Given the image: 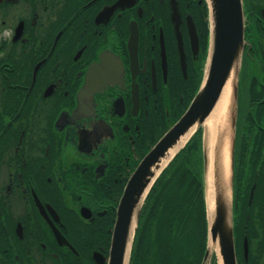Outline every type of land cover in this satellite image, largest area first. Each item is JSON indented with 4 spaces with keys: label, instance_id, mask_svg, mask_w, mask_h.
I'll list each match as a JSON object with an SVG mask.
<instances>
[{
    "label": "flooded vegetation",
    "instance_id": "obj_1",
    "mask_svg": "<svg viewBox=\"0 0 264 264\" xmlns=\"http://www.w3.org/2000/svg\"><path fill=\"white\" fill-rule=\"evenodd\" d=\"M205 17L203 0H0V264H111L130 178L202 85ZM256 187L235 189V264H264Z\"/></svg>",
    "mask_w": 264,
    "mask_h": 264
},
{
    "label": "trees",
    "instance_id": "obj_2",
    "mask_svg": "<svg viewBox=\"0 0 264 264\" xmlns=\"http://www.w3.org/2000/svg\"><path fill=\"white\" fill-rule=\"evenodd\" d=\"M205 46L209 45L206 0ZM246 82L236 145L235 189L264 190V0H245ZM246 108L244 107V104ZM240 104V103H239ZM258 175V176H257ZM209 237L202 131L199 130L156 180L143 208L131 264H202Z\"/></svg>",
    "mask_w": 264,
    "mask_h": 264
},
{
    "label": "water",
    "instance_id": "obj_3",
    "mask_svg": "<svg viewBox=\"0 0 264 264\" xmlns=\"http://www.w3.org/2000/svg\"><path fill=\"white\" fill-rule=\"evenodd\" d=\"M207 1L210 17V43L202 85L190 107L172 132L146 155L130 178L118 211L112 249L114 259L111 264H126L127 257L131 255L142 206L155 179L163 171L162 168L159 172L164 159L169 156L171 149L179 144L182 137L192 128L195 131L203 125L231 77L229 127L231 120L233 135L230 148V174L227 178L229 171L227 162L224 166V164L217 163L222 162L221 159L217 162L215 160L214 198H211L212 204L210 205L209 198L211 196L208 197L209 183L207 180L206 200L209 236L214 244H218L223 264H235L233 200L240 70L243 53L245 49L248 50L252 45L246 37L247 25L244 0ZM262 14L264 15V9ZM228 133H230V129ZM172 135H175V137L168 141ZM204 160L205 173H207L210 161L206 143L204 144ZM208 255L209 247L202 264H205Z\"/></svg>",
    "mask_w": 264,
    "mask_h": 264
},
{
    "label": "bare ground",
    "instance_id": "obj_4",
    "mask_svg": "<svg viewBox=\"0 0 264 264\" xmlns=\"http://www.w3.org/2000/svg\"><path fill=\"white\" fill-rule=\"evenodd\" d=\"M231 78L223 88L214 108L203 122V126L205 127V143L210 161L209 170L212 169V164L215 160L217 162L218 160L221 159L222 162H217V163L221 165L224 164V166L225 163L227 162L226 161L227 137L225 135L229 132L230 129L229 113H230V104H231L230 100H231V89H232ZM193 133H194V128H192L186 135L182 137L181 142L179 144H177L174 148L171 149V153L167 158L164 159L163 166L160 168L159 172L161 171L162 168H164L168 164V162L175 155V153H177L182 148V146L186 143V141ZM209 174L211 175L210 172L208 173V175ZM211 198L212 196L209 198L210 205L212 204ZM130 257L131 255L127 257L126 264H131Z\"/></svg>",
    "mask_w": 264,
    "mask_h": 264
},
{
    "label": "rangeland",
    "instance_id": "obj_5",
    "mask_svg": "<svg viewBox=\"0 0 264 264\" xmlns=\"http://www.w3.org/2000/svg\"><path fill=\"white\" fill-rule=\"evenodd\" d=\"M245 15H246V23H247L248 17H247L246 13H245ZM245 53H243L242 67L240 70V88H239V103H240L239 108L240 109L243 108V101L245 98L244 96H245L246 82L248 80V74L250 73V70L252 69L251 64L247 61L246 57H244ZM246 105L247 104L245 103L244 104L245 108H246ZM240 112H241V110H239V116H240ZM200 129L202 130L203 136L205 137V127L202 126ZM240 132H241V121H240V117H238L237 125H236V137L238 135V138H239ZM195 134L196 133H193L192 136H194ZM232 135H233V129H232L231 120H230V133L226 134V137L228 138L227 151H226V161H227L228 168H229L227 178L229 177V174H230L229 162H230V148H231V137H232ZM190 138L187 140V142L190 140ZM215 164H216V162L214 161L212 164V169L211 170L208 169V171L206 173V177H205L207 186L209 183L208 197L211 195L213 198H214V182H215V168H216ZM209 172L211 173V175L209 174L210 176L208 175ZM207 180H208V183H207ZM210 191H211V193H210ZM207 246L209 247V255H208V258H207L205 264H222L223 260H222L221 254H220V248H219L218 244L213 243L211 237H210V239H208Z\"/></svg>",
    "mask_w": 264,
    "mask_h": 264
}]
</instances>
